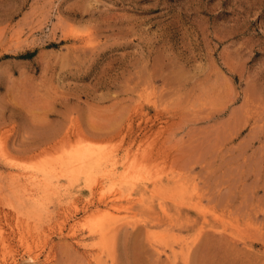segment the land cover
<instances>
[{"label":"rangeland","instance_id":"374dc122","mask_svg":"<svg viewBox=\"0 0 264 264\" xmlns=\"http://www.w3.org/2000/svg\"><path fill=\"white\" fill-rule=\"evenodd\" d=\"M0 264H264V0H0Z\"/></svg>","mask_w":264,"mask_h":264},{"label":"bare ground","instance_id":"6f19581e","mask_svg":"<svg viewBox=\"0 0 264 264\" xmlns=\"http://www.w3.org/2000/svg\"><path fill=\"white\" fill-rule=\"evenodd\" d=\"M78 154L79 155L77 156L78 157L77 159L79 161H83V162H80V164H85V161L88 162V160H90L92 158V155H93L90 151H87V150H83V151L79 152ZM81 169H82V167L79 166V167H75V168L71 169L68 172H70L71 175H74V174H78Z\"/></svg>","mask_w":264,"mask_h":264}]
</instances>
